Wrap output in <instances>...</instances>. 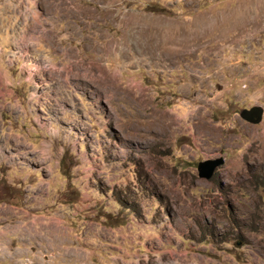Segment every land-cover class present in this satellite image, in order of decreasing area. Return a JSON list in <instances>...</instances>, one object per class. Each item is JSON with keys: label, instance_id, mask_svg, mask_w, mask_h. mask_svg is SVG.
<instances>
[{"label": "rangeland", "instance_id": "374dc122", "mask_svg": "<svg viewBox=\"0 0 264 264\" xmlns=\"http://www.w3.org/2000/svg\"><path fill=\"white\" fill-rule=\"evenodd\" d=\"M263 5L0 0V264H264Z\"/></svg>", "mask_w": 264, "mask_h": 264}, {"label": "water", "instance_id": "95a60500", "mask_svg": "<svg viewBox=\"0 0 264 264\" xmlns=\"http://www.w3.org/2000/svg\"><path fill=\"white\" fill-rule=\"evenodd\" d=\"M241 117L251 124H259L262 120L263 109L261 107H252L249 110H242ZM223 164V159L207 160L198 166V176L209 180L215 171Z\"/></svg>", "mask_w": 264, "mask_h": 264}, {"label": "bare ground", "instance_id": "6f19581e", "mask_svg": "<svg viewBox=\"0 0 264 264\" xmlns=\"http://www.w3.org/2000/svg\"><path fill=\"white\" fill-rule=\"evenodd\" d=\"M263 6H264V5H263ZM259 7H260V6H259ZM257 9H258V8H257ZM259 9H260V8H259ZM261 10H262V9H261ZM261 13H262V12H261ZM245 23H246V22H245ZM179 42H180V41H179ZM181 43H183V42H181ZM176 44H177V43H176ZM176 44H175V45H176ZM171 51H172V50H171ZM177 52H178V50H175V51L173 52V53H174V56L177 55V54H176ZM176 57H178V56H176Z\"/></svg>", "mask_w": 264, "mask_h": 264}]
</instances>
